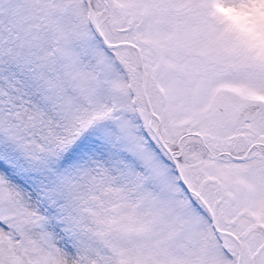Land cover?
Returning a JSON list of instances; mask_svg holds the SVG:
<instances>
[{
    "label": "rangeland",
    "instance_id": "374dc122",
    "mask_svg": "<svg viewBox=\"0 0 264 264\" xmlns=\"http://www.w3.org/2000/svg\"><path fill=\"white\" fill-rule=\"evenodd\" d=\"M89 1L159 121L85 0H0V264H264V0Z\"/></svg>",
    "mask_w": 264,
    "mask_h": 264
},
{
    "label": "water",
    "instance_id": "95a60500",
    "mask_svg": "<svg viewBox=\"0 0 264 264\" xmlns=\"http://www.w3.org/2000/svg\"><path fill=\"white\" fill-rule=\"evenodd\" d=\"M86 4H87V9H88V15L91 21V24L95 30V32L97 33V35L100 37V39L102 40L103 44L108 47V48H112V47H120V46H126L129 49H131L132 51L135 52L137 58H138V64H139V68L141 70V74H142V92H143V96L144 99L146 101L147 104V108L149 110V113L151 116H154L158 119V116L152 112L151 107H150V103L148 100V96H147V91H146V79H145V73H144V67H143V61H142V56H141V52H140V48L139 46L134 43L133 41H129V40H121V41H108L105 36L103 35L102 31L100 30V27L98 26L97 22L95 21L94 18V11H93V7L90 3L89 0H85ZM159 121V119H158ZM154 134L158 140V142L164 147V149L169 153L172 154L170 149L165 145L160 132H159V124L158 126H156L155 129H153ZM174 160V159H173ZM178 171V169H177ZM178 174L180 175L179 171ZM195 197L198 198V200L203 204V206L206 208L210 218H211V222L212 224H214V216L213 213L211 211V209L209 208L208 204L206 203V201L203 199V197L201 195H199L198 193H196L195 191H191ZM215 227V229L221 233H225L228 234L229 236H231L232 238H234L237 242L238 245V252H237V258H236V264H240L241 263V258H242V245L241 242L239 240V238L231 231L229 230H224V229H219L216 227V225H213Z\"/></svg>",
    "mask_w": 264,
    "mask_h": 264
},
{
    "label": "trees",
    "instance_id": "16d2710c",
    "mask_svg": "<svg viewBox=\"0 0 264 264\" xmlns=\"http://www.w3.org/2000/svg\"><path fill=\"white\" fill-rule=\"evenodd\" d=\"M123 32V31H122ZM100 38V37H99ZM179 156H181V154L179 155ZM191 161H190V159H189V163H190ZM79 252V251H78ZM82 259V258H81ZM82 262H83V259H82Z\"/></svg>",
    "mask_w": 264,
    "mask_h": 264
},
{
    "label": "flooded vegetation",
    "instance_id": "af4514ba",
    "mask_svg": "<svg viewBox=\"0 0 264 264\" xmlns=\"http://www.w3.org/2000/svg\"><path fill=\"white\" fill-rule=\"evenodd\" d=\"M176 154H177V156H179L181 153L178 152V153H176Z\"/></svg>",
    "mask_w": 264,
    "mask_h": 264
}]
</instances>
